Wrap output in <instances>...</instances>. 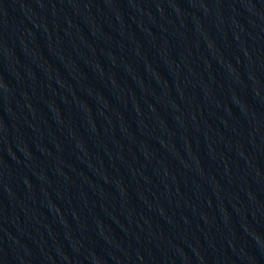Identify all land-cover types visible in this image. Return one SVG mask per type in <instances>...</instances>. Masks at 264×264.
Returning <instances> with one entry per match:
<instances>
[{
	"label": "water",
	"instance_id": "water-1",
	"mask_svg": "<svg viewBox=\"0 0 264 264\" xmlns=\"http://www.w3.org/2000/svg\"><path fill=\"white\" fill-rule=\"evenodd\" d=\"M0 264H264V0H0Z\"/></svg>",
	"mask_w": 264,
	"mask_h": 264
}]
</instances>
